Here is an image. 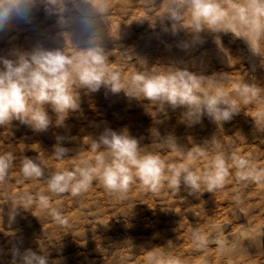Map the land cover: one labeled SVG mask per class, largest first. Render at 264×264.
<instances>
[{
    "label": "rangeland",
    "instance_id": "1",
    "mask_svg": "<svg viewBox=\"0 0 264 264\" xmlns=\"http://www.w3.org/2000/svg\"><path fill=\"white\" fill-rule=\"evenodd\" d=\"M161 2L162 0H157V5ZM110 5L109 13L103 18L107 34L106 51L110 67L121 72L122 79L125 76L130 78L136 71L142 70L135 53L129 55L132 57L130 61L126 60L128 56L125 55L146 44L141 50V56L147 67L152 68L151 71H162L165 70L164 67L174 66L206 77L220 74L225 91L240 83L237 77L242 70L231 65L245 49V45L232 33H224L220 39L221 50L226 52L229 63L223 65L218 62L214 68H206V56L217 51L219 45L215 34L207 31L200 34L202 42L197 48L186 52L177 51L176 56H180L181 60L176 56L174 59L170 58L171 48L173 49L175 44L190 39L187 14L181 21V26L185 29L182 28L174 35L171 32V21L161 22L157 18L163 11V5L159 9H146L144 0H110ZM115 30H118V35ZM59 31L56 27V17L47 15L43 6H38L33 9L28 21H18L9 30L0 32V56L14 59V52L31 51L38 45L46 48L62 47L64 43L69 45V41H63L58 35ZM82 39L81 33L75 41ZM199 50L205 52L202 63L195 62ZM260 55L261 72L253 82L262 87L264 41ZM216 61L214 58V62ZM205 90H211L210 86L206 85ZM78 91L80 110L70 114L65 127L50 126L46 132H36L16 120L10 125L0 126V154L11 152L15 157L14 166L9 170L6 182L0 183V208L7 207L8 203L13 207L19 204L17 212L22 216L18 224L16 215L10 221V206L8 212L0 214V264H13L12 250L17 248L21 253L31 249L37 254L47 255L49 264H69L68 261L65 263V256L71 252V243L78 246L82 241H91L90 245L94 251L86 253L81 264H114L102 260V256L98 255L106 244L94 239L98 230L103 227L101 223L117 229H143L145 233L157 228L155 232L161 233L163 237L180 240L183 236H188L192 241L193 230L203 235L204 227L210 220L227 219L231 226L237 224L235 221L238 220L233 219L232 213L242 205L243 199L252 206L246 211L243 210L247 214L244 219L250 224L264 220V182L240 181L231 160L228 161L230 175L224 187L213 193L205 192L206 188L202 185L200 192L191 195L183 184L176 193L166 179L158 192L146 188L137 179L125 195L117 198L107 192L99 180H96L88 191L78 196H73L70 192L55 194L48 191V175L64 168H75L82 161L93 159L88 136H96L104 128L116 131L127 129L132 137L145 146L142 151L159 154L166 165L175 164L179 167L180 164L187 163L198 172L207 169L214 150L212 145L205 142L215 137L220 150L227 156L237 154L264 168L263 99L257 98L249 104L240 103L239 113L221 125L203 117L201 123L189 127L183 123L182 108H169L163 123L155 125V116L152 118L147 112L149 102L146 99L129 98L123 91L112 93L104 87L97 92H89L84 88ZM48 112L55 120V114L50 108ZM153 126L158 128L161 136L174 134L184 155L181 156L177 150L162 147L155 140L152 141L149 129ZM58 136L63 139V146L71 150L68 154L70 158L57 160L52 156L53 145L57 143ZM195 145L204 146L208 155L189 160L187 153L194 150ZM33 155L39 156L38 161L44 169L45 178L23 177L20 171L21 162L24 156L32 158ZM167 175L166 168L165 177ZM26 193L33 196L34 202L29 203L24 199ZM39 194L49 198L48 209L40 207ZM130 199L135 203L123 208ZM52 208L59 209L67 223L57 221L51 214ZM24 219L31 223L32 229L44 228L43 240L36 241L29 230L22 228ZM198 251L185 255L188 260L196 259ZM145 264H149V261Z\"/></svg>",
    "mask_w": 264,
    "mask_h": 264
},
{
    "label": "clouds",
    "instance_id": "2",
    "mask_svg": "<svg viewBox=\"0 0 264 264\" xmlns=\"http://www.w3.org/2000/svg\"><path fill=\"white\" fill-rule=\"evenodd\" d=\"M144 3L146 9H159L163 5L157 18L161 22L171 21L174 35L183 28L181 21L187 14L190 40L185 42V48L201 43L200 34L205 31L213 34L230 32L244 39L254 55L261 56L264 0H162L159 5L157 0H144ZM38 6H43L47 15L56 17V27L60 29L58 35L63 41H69V45L64 43L62 47L54 48L38 45L31 51L14 52V59L0 56V126L16 120L36 132H46L50 126L65 127L70 114L80 110L78 90L82 88L97 92L104 87L112 93L123 91L129 98L146 99L149 102L147 112L152 118L155 116V125L163 123L169 108H182L183 123L189 127L201 123L203 117L221 125L239 113L240 103L249 104L264 96V87L256 83L242 80L232 92H227L220 80L221 75L206 77L174 66L151 71L152 68L149 69L142 59L138 60L142 70L122 79L121 72L110 67L106 51L103 18L110 11V0H0V32L9 30L18 21H28ZM74 25L81 29V41L73 40ZM216 41L220 43L218 35ZM131 59V56L126 57L128 61ZM206 85L211 90H204ZM49 108L55 114V120L49 115ZM149 132L152 141L184 155L174 134L161 136L155 126ZM88 138L93 159L48 175V191L55 194L70 192L78 196L99 180L107 191L122 197L137 179L153 192H158L166 179L176 193L182 184L191 195L200 192L202 185L205 192L213 193L224 187L230 175L229 160L240 181L264 182V168L237 154L227 156L220 150L215 137L205 142L213 146L214 155L209 167L199 172L187 163L179 167L166 165L159 154L142 151L145 146L127 129L104 128L98 135ZM70 151L58 136L52 156L64 160L70 158ZM207 155L206 148L200 145H195V149L187 153L189 160ZM14 160L11 152L0 154V183L6 182ZM20 171L26 179L45 178L40 162L28 156H24ZM24 199L34 202L31 194L26 193ZM38 201L42 209L49 208L50 200L46 195L39 194ZM17 206L20 205L11 207L8 212L10 221L17 213ZM51 214L57 221L67 223L59 209L52 208ZM215 231L218 235H201L194 229L193 247L204 249L216 243L221 250H226L230 241L223 235L224 226H218ZM12 256L13 264H49L47 255L31 249L23 253L18 248L13 249ZM149 264H163V261L152 254ZM167 264H181V261L170 258Z\"/></svg>",
    "mask_w": 264,
    "mask_h": 264
},
{
    "label": "bare ground",
    "instance_id": "3",
    "mask_svg": "<svg viewBox=\"0 0 264 264\" xmlns=\"http://www.w3.org/2000/svg\"><path fill=\"white\" fill-rule=\"evenodd\" d=\"M74 28L75 31L73 40L75 41L82 32L79 26L74 25ZM114 32L117 35L119 34L118 30H115ZM223 34L224 32H221L215 34L214 37L216 38L218 35L221 39ZM239 39L245 45V49L241 51L240 55L237 57V60H234L233 65H230L234 68L240 67V70H242V73L238 74L237 77L239 78L240 82L244 80L246 83H254V79L261 72V56L254 55L250 51L246 41L242 38ZM187 41L182 43L180 42L178 45L175 44L176 46L173 49L171 48L172 51L170 53V58L174 59L177 55V51L186 52L187 50H193L197 48L199 45V43H197L185 48L184 44ZM145 46L146 44H142L138 46L136 51L124 55L129 56L130 54L135 53L137 61L141 60V50ZM225 53L226 52L221 50V45L219 43L218 50L206 56L208 61L207 63L205 62L206 65L204 64L206 68H214L218 62L223 65L229 63ZM204 56V50H199L195 57V62L202 63L201 60ZM177 58L178 60H181L180 56ZM214 58L217 60L216 62H214ZM124 79H128V77L125 76ZM233 88L234 87L229 88L226 91L232 92ZM112 99H114V96H112ZM260 99L264 100V96H261ZM227 140L225 142H227ZM32 158L36 160L40 159L38 155H33ZM115 196L116 198L118 197V195ZM242 201V205H240V207L232 213L233 219L238 220L235 221L237 224L231 226L227 219H222L219 221L210 220L208 224L205 225L203 230V235L215 236L218 235V233L215 231L217 227L223 225V235L227 237L228 241H230L226 250H221L219 244L216 243H213L204 249H196L193 247V242L190 240V238H188V236H183V238L181 237L182 239L180 240H177L178 238H166L163 237L164 235L161 233L155 232L157 228L155 231L150 229L145 233L143 229L133 230V227L117 229L116 227H109L105 223H101L103 227L98 230V234L94 236V239L106 244L104 248L100 249L101 251H99L100 253L98 255L102 256V260L114 264H145L147 261H149V257L152 254H156L159 260H163V264H167L170 258H179L181 264H264V220H259L254 224H250L248 220L244 219L247 216L246 212L244 211H246L248 208H251L252 206L249 203H245L247 201H244V199ZM134 203L130 199V202H127L126 206L123 208L132 206ZM9 206L13 207L8 203L7 207L2 208L3 212H8ZM19 219H22V216H20V214L17 212L16 224L20 222ZM23 222L24 224L22 225V228L29 230L32 236L35 237L36 241L43 240V227L39 229H32V225L28 220L24 219ZM158 231L161 230L158 229ZM91 243V241H82L78 244V246L74 245V243H71V252L65 256V263L68 261L69 264H81L84 260V257H86V253L94 251L90 245ZM195 250H199L198 258L188 260L185 253H192ZM66 251H68L67 248Z\"/></svg>",
    "mask_w": 264,
    "mask_h": 264
}]
</instances>
